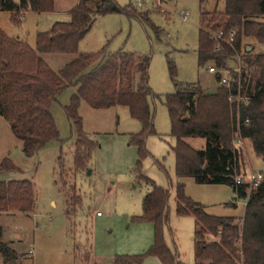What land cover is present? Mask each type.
Returning <instances> with one entry per match:
<instances>
[{
	"label": "trees",
	"instance_id": "1",
	"mask_svg": "<svg viewBox=\"0 0 264 264\" xmlns=\"http://www.w3.org/2000/svg\"><path fill=\"white\" fill-rule=\"evenodd\" d=\"M200 1L201 29L198 42V66L211 64L218 71H228V62L242 58L244 67L236 82L242 93L251 98L249 105L237 107L229 97L237 91L219 86L207 93L200 84L181 87L165 99L176 140V174L178 178H193L200 185H226L237 199L245 201V213L240 219L209 215L205 208L185 196L183 186L177 189L176 214L193 216L195 264H264V183L248 197L245 186L236 179L241 171V151L235 137L249 140L259 157L264 159V55H254V44L264 46V0H226L225 11L218 14V23L209 21L206 0ZM54 0H0V13L53 12ZM124 14L130 19L151 25L147 15L131 7L121 8L114 0H78L71 11V20L57 23L49 33H40L35 48L26 42L9 38L0 29V117L5 119L14 137L22 143L23 153L32 158L49 143L59 140L53 103L69 87L76 94L65 107L66 116L77 131L74 172H85L97 148V143L83 131L79 115L82 101L97 110L126 107L142 130L130 135V145L138 150L136 176L143 178L140 168L149 156L146 142L156 135L150 99L157 98L149 86L150 59L134 54H111L108 45L91 54H79V44L90 32L99 17ZM210 29V30H209ZM223 29L236 31L231 45L218 43L213 34ZM211 32V33H210ZM244 41L252 42L243 47ZM49 55L75 56L61 70L54 71L44 60ZM242 61V59H241ZM174 67L170 64L171 75ZM218 84L220 77L216 76ZM203 139L204 149L196 150L187 141ZM10 160L0 163V175L16 172ZM152 190L142 203L140 223L154 226V243L142 255L115 258L114 264H143L149 257L161 264H181L179 255L171 250L165 239L169 225V193L153 181L144 178ZM67 187V186H65ZM65 214L76 217L82 202L76 186L65 193ZM35 207L34 187L27 180L0 181V214H30ZM0 256L5 264H15L17 253L2 242L0 225Z\"/></svg>",
	"mask_w": 264,
	"mask_h": 264
},
{
	"label": "rangeland",
	"instance_id": "2",
	"mask_svg": "<svg viewBox=\"0 0 264 264\" xmlns=\"http://www.w3.org/2000/svg\"><path fill=\"white\" fill-rule=\"evenodd\" d=\"M18 3L19 0H14ZM121 7H131L147 15L151 25L130 19L124 14L99 17L79 44V54H91L108 45L111 54L124 52L150 59L149 86L155 99L149 100L156 135L146 142L149 156L135 172L138 150L130 145V135L142 130L126 107L97 110L81 102L79 115L83 131L96 142L97 148L85 172H74L77 131L71 126L65 107L76 94L69 87L57 97L51 108L59 140L49 143L32 158L23 153V146L0 117V163L8 159L16 172L0 175V181L27 180L33 184L35 207L30 214H0L2 242L14 250L19 259L15 264H91V246L99 264H114L115 258L140 256L154 240L150 223H140L142 203L153 181L169 193V225L165 232L168 247L179 255L181 264H195L193 216L176 214L177 189L183 186L185 196L202 205L212 216L240 219L245 213V201L237 199L226 185H200L193 178H178L176 174V140L165 99L181 87L200 84L207 93L219 87L216 76L209 72L211 64L198 66V42L201 29L199 0H114ZM226 0H206L209 21L218 23V14L225 11ZM78 0H54L53 12L15 15L0 13V29L12 39L35 48L40 33H49L57 23L71 20V10ZM183 13H189L187 21ZM210 30V29H209ZM211 33V32H210ZM252 43V42H251ZM244 41L243 47L251 44ZM254 55H264V46L254 44ZM251 48V47H250ZM248 49V48H247ZM75 56L49 55L45 62L56 72ZM242 59V61H241ZM242 58L228 62L230 71L244 67ZM170 64L173 65L174 77ZM221 72V71H220ZM223 77L228 72L221 73ZM235 137L241 151V171L238 177L248 181L251 173L264 171V159L256 155L249 140ZM196 150L205 147V140L190 139ZM75 185L81 197L76 217L65 214V193ZM67 186V187H65ZM100 213V216H97ZM0 264L5 260L0 256ZM143 264H161L155 257Z\"/></svg>",
	"mask_w": 264,
	"mask_h": 264
},
{
	"label": "built area",
	"instance_id": "3",
	"mask_svg": "<svg viewBox=\"0 0 264 264\" xmlns=\"http://www.w3.org/2000/svg\"><path fill=\"white\" fill-rule=\"evenodd\" d=\"M189 17V13H183L182 18L184 21H187ZM236 38V31H230L226 32L223 29H220L216 31L213 34V39L218 43L217 46V52H222L221 43H225L228 45H231ZM209 72L214 74L215 76L220 77V83L219 86L224 87L225 89L230 90L233 85H237V91L235 94H231L229 97V102L233 105H236L237 107H240L241 105L247 106L250 103L251 98L244 93H242L241 84L239 82H236V77L241 74V67L238 71H225L228 72L227 77L222 76V72L224 71H218L216 68H209ZM240 142L242 141L241 138H239ZM236 183L239 186H245L246 187V193L248 197L250 194L258 189L263 183H264V171L258 172V173H251L248 177V181H245L241 177H237ZM100 216V214H98Z\"/></svg>",
	"mask_w": 264,
	"mask_h": 264
},
{
	"label": "crops",
	"instance_id": "4",
	"mask_svg": "<svg viewBox=\"0 0 264 264\" xmlns=\"http://www.w3.org/2000/svg\"><path fill=\"white\" fill-rule=\"evenodd\" d=\"M77 5H78V2L76 3L75 7H76ZM75 7H74V8H75ZM74 8H73V9H74ZM73 9H72V10H73ZM72 10H71V11H72ZM98 214H100V213H97V216H98ZM151 225H152V224H151ZM152 227H153V231H154V226L152 225ZM153 243H154V240H153ZM153 243L151 244V246L153 245ZM151 246H150V247H151ZM150 247H149V248H150ZM149 248H148V249H149ZM148 249H147V250H148ZM147 250H145L142 254H144ZM91 255H92V259H91L92 262H91V264H99L98 261H97V259H96V257H95V255H94V252H93V248H92V246H91Z\"/></svg>",
	"mask_w": 264,
	"mask_h": 264
},
{
	"label": "water",
	"instance_id": "5",
	"mask_svg": "<svg viewBox=\"0 0 264 264\" xmlns=\"http://www.w3.org/2000/svg\"><path fill=\"white\" fill-rule=\"evenodd\" d=\"M251 50V48H248V51H250Z\"/></svg>",
	"mask_w": 264,
	"mask_h": 264
}]
</instances>
